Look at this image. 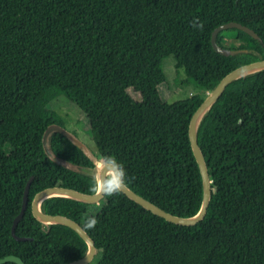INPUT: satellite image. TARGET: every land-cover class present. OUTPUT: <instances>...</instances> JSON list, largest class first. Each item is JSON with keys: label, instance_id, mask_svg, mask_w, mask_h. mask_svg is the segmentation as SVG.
<instances>
[{"label": "trees", "instance_id": "16d2710c", "mask_svg": "<svg viewBox=\"0 0 264 264\" xmlns=\"http://www.w3.org/2000/svg\"><path fill=\"white\" fill-rule=\"evenodd\" d=\"M197 20L202 29L193 26ZM230 21L259 39L238 28L222 30L220 46L245 50L225 56L210 39ZM168 55L202 92L162 99ZM262 58L264 0H0V258L62 264L86 253L74 230L37 219L31 200L49 186L94 193L93 165L104 147L124 166L133 191L171 214L195 215L203 188L190 117L228 72ZM59 96L85 115L95 149L85 153L53 131L50 155L45 152L46 127L65 128L49 107ZM197 140L211 197L195 225L169 222L122 192L104 196L95 213H88L92 203L65 196L48 197L41 207L84 229L87 217L98 220L85 229L96 247L89 264H264V68L226 87L201 117ZM30 176L27 207L15 228L26 239L16 240L11 225Z\"/></svg>", "mask_w": 264, "mask_h": 264}, {"label": "water", "instance_id": "95a60500", "mask_svg": "<svg viewBox=\"0 0 264 264\" xmlns=\"http://www.w3.org/2000/svg\"><path fill=\"white\" fill-rule=\"evenodd\" d=\"M229 28H238L252 37L259 39L258 34L251 28L235 21H230L227 23H222L215 27L211 33V45L213 49L225 56L228 55H234L238 52H244V49H228L220 46L217 43V35L220 31L229 29ZM264 68V58L262 59H255L251 60L245 63H242L232 69L230 72H228L222 79L217 83V85L210 91L207 92V95L205 98L200 102V104L197 106V108L194 110L192 113L190 120H189V125H188V135H189V141L191 144V148L194 154V157L196 159V162L198 164L201 178H202V200H201V205L199 211L192 216H187V217H181L177 216L174 214H171L170 212L166 211L162 206L154 203L150 199L144 197L143 195H140L133 191L129 186L128 182L127 183V188L122 191V193L139 204L140 206L144 207L145 209L151 211L152 213L164 218L165 220L178 224V225H184V226H190V225H195L199 223L205 216L207 207L210 201L211 197V186H210V177H209V172L208 168L204 159V155L201 151V148L198 144L197 140V127L199 124V121L201 120V117L203 114L206 112V110L212 105V103L223 93V91L226 89V87L235 79H238L244 75H247L249 73L261 70ZM57 131L63 133L65 136H67L70 140L73 141V143L79 147L83 152L87 153L88 148L87 146L81 141L78 137L73 135L70 131H68L66 128L58 125V124H50L46 127L43 136H42V143L45 152L50 155V151L48 149V136L51 132ZM32 180V176L29 177V179L26 182L23 196H22V204L20 211L18 214L15 216L13 219L12 225H11V234L16 240H25L26 237L18 236L15 234V228L19 220L22 218L24 211L27 207L28 203V191H29V186ZM51 196H65L69 197L72 199H76L78 201L86 202V203H97L99 202L104 196L102 194L98 193H84L81 191H78L76 189L72 188H67L63 186H49V187H44L39 189L34 196L32 197L31 200V210L33 215L39 219L40 221L44 223H57V224H62L65 226H68L72 230L76 232V234L83 240L85 241L87 245V250L86 253L72 261H68L62 264H89L91 263L95 253H96V247L95 243L90 237V235L87 233V231L81 226L80 223L60 214H53V213H48L44 211L41 207V202ZM5 262H14L16 264H25V262L16 255H6L4 257L0 258V264H3Z\"/></svg>", "mask_w": 264, "mask_h": 264}, {"label": "rangeland", "instance_id": "374dc122", "mask_svg": "<svg viewBox=\"0 0 264 264\" xmlns=\"http://www.w3.org/2000/svg\"><path fill=\"white\" fill-rule=\"evenodd\" d=\"M162 68L165 73L166 81L160 85L159 93L164 101L170 103L186 98L195 92H202L194 83L186 81V69L182 64H178L173 55H168L163 58ZM49 107L55 109L62 116L65 122V128L68 131L77 135L88 148L95 149L92 141L89 139L87 118L80 110L71 104L64 96H59L53 100ZM29 117L30 121H32L36 116L30 113ZM15 141V138L10 139L11 143H15ZM102 151L103 156H108L106 147H104ZM219 190L222 191L220 188ZM103 202L104 200H100L97 203H93L89 207L88 213L97 212Z\"/></svg>", "mask_w": 264, "mask_h": 264}, {"label": "clouds", "instance_id": "9594fccd", "mask_svg": "<svg viewBox=\"0 0 264 264\" xmlns=\"http://www.w3.org/2000/svg\"><path fill=\"white\" fill-rule=\"evenodd\" d=\"M193 26L202 29L203 24L198 20L193 22ZM94 184L91 191L94 193L102 194L103 196L110 197L115 194L121 193L127 188V177L124 166L119 163L114 157L99 156L94 161ZM98 223L94 216H89L85 220V229H93Z\"/></svg>", "mask_w": 264, "mask_h": 264}]
</instances>
